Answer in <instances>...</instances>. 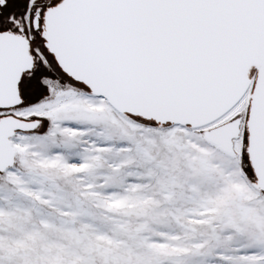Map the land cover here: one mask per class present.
I'll return each instance as SVG.
<instances>
[{
	"label": "snow or ice",
	"instance_id": "6c2138e0",
	"mask_svg": "<svg viewBox=\"0 0 264 264\" xmlns=\"http://www.w3.org/2000/svg\"><path fill=\"white\" fill-rule=\"evenodd\" d=\"M0 264H264V0H0Z\"/></svg>",
	"mask_w": 264,
	"mask_h": 264
}]
</instances>
